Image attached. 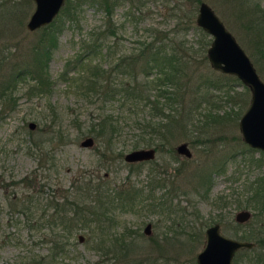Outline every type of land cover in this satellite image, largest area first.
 I'll use <instances>...</instances> for the list:
<instances>
[{"label":"rangeland","instance_id":"374dc122","mask_svg":"<svg viewBox=\"0 0 264 264\" xmlns=\"http://www.w3.org/2000/svg\"><path fill=\"white\" fill-rule=\"evenodd\" d=\"M73 1L78 0L65 1L47 29L56 39L47 59L49 82L53 84L50 91L47 87L31 91L28 85L34 81L21 79L15 93L16 112L0 124V264H24L27 256L51 253L50 264H197L196 255L206 242L205 230L214 223L227 237L253 242L246 237L264 224V204L253 201L258 190L254 182L264 179V152L245 144L239 131L250 92L247 96L237 94L246 86L235 83V76L211 68L206 53L204 59L198 50L203 37L195 23L200 2H206L264 81V59L254 49V34L245 26L249 17L238 13L239 0H125L112 8V20L119 27V53L127 54L148 39L149 27L177 32L175 40L183 43L186 94L194 109L186 133L155 149L153 160L134 163L123 158L132 150L133 134L140 131L133 126L134 119L119 122L122 135L114 152L121 151V160L103 152L100 140L90 133L100 109L115 111V116L118 109L92 103L80 94L77 83H72L82 71L81 65L73 66L82 40L104 17L98 5L79 0L82 4L77 17L69 18ZM257 1L260 10L264 9V0H253V4ZM34 8V0H0V50L8 55L3 67L7 74L23 65L22 60L31 54L32 45H37L44 31L42 27L33 31L26 27ZM65 70H69L68 79H62ZM216 80V86L210 85ZM29 123L35 127L29 128ZM89 136L93 145L82 147L81 141ZM182 142L188 144L191 157L176 152ZM157 169L167 177L165 186L151 180V176L157 177ZM128 176L134 182L135 198L114 200L105 217L86 213L87 221L92 219L89 224L79 216L71 245L55 255L46 242L51 225L39 222L52 210L47 208L52 196H77L92 181L119 189ZM25 177L32 181L23 182ZM201 179L205 182L199 186ZM31 196L38 200L22 210L23 202ZM241 210L251 214L243 223L235 221ZM148 223L151 234L146 235ZM236 261L247 264L248 256L238 251L232 264Z\"/></svg>","mask_w":264,"mask_h":264},{"label":"trees","instance_id":"16d2710c","mask_svg":"<svg viewBox=\"0 0 264 264\" xmlns=\"http://www.w3.org/2000/svg\"><path fill=\"white\" fill-rule=\"evenodd\" d=\"M124 1L89 0L91 4L98 5L104 10V17L99 26L93 28L83 38L73 65L75 67L82 66L79 68L82 70L80 71L81 75L71 79L72 83H77L78 91L84 98L89 99L92 103L97 102L104 108L110 104L113 108L118 109L116 116L115 111L106 113L104 109H100L101 112L93 118L90 128V133L97 141L100 140L101 150H105L103 152L107 154L112 153L113 160H121L123 156L121 151L114 152L116 150L115 143L122 135L123 126L119 122L123 118L134 119L133 126L140 130L132 136L130 141L132 149L153 147L159 150L177 139L179 135L186 133L194 112L191 100L186 94L188 87L183 78L186 75L185 62H183L184 56L181 55L183 43L180 44L175 40L177 32H165L149 27L146 29L148 39L141 41L138 47L132 48L127 54L118 52L116 37L119 27L112 20V8ZM81 4L82 2L79 0L71 2L73 12L69 18L77 17L78 7ZM259 12H261L260 17L258 16ZM238 13L242 17H249L245 26L249 32L254 34L255 47L252 45V48L254 47L264 59V9L260 10L258 1L253 4V0H239ZM48 26L51 24L41 28L44 31L40 35L37 45H32L31 54L27 57L28 59L22 60V66L14 67L16 72L15 69L9 74L3 72L8 55L4 53V50H0V124L7 116L16 112L18 104L15 93L21 79L34 81L33 83L28 82L32 84L28 85V88L35 92L37 89L45 90V87L49 88V92L53 85L49 82L47 59L50 50L56 46V39L54 35H51L52 31L47 30ZM198 29L203 37L198 50L201 51L205 59L204 54L211 39L200 27ZM68 71L65 70L61 74L62 79H68ZM232 79L242 86L236 77ZM210 83V85L216 86L217 80L210 81ZM244 88V91L237 94L247 96L248 88ZM225 115H229V113ZM225 115L212 117L223 118L226 117ZM25 130L24 127L23 131L25 132ZM156 172L158 173L157 177L151 176V180L155 184L165 186L167 177L165 174L161 176L162 173L158 172V169ZM155 178L158 180L156 181ZM29 179L31 178L25 177L22 181L26 182ZM263 181L264 179L254 182L258 187L256 198L253 199L256 205L264 204ZM130 182L128 176L127 181L119 189H107L105 185L99 182L93 184L92 181V183L86 184L87 186H81L82 192L77 196L53 195L47 205V208L52 210L39 218V222H47L51 225L46 234L48 235L46 242L50 245V250H54L55 255L67 250V246L71 245L70 238L73 236V228L79 221V216H82L85 221L90 219L85 217L86 213L105 217L106 212L115 204L114 200H125L126 198L128 201H132L137 194L132 186L134 182ZM200 182L199 186L203 185L205 181L202 182L201 179ZM39 192H42V189ZM36 200L38 198L34 200L33 196L27 197L23 202L22 210H28L32 202L34 203ZM68 206H72L73 209ZM72 212L73 214H71ZM58 226H60L59 229ZM246 238L253 240L254 243L250 249L239 250L248 256L247 264H264V224L256 230L253 229ZM107 249L110 250L109 247ZM258 249L261 250L257 253ZM26 259L28 260L24 264H50L53 260L52 253L39 257L27 256Z\"/></svg>","mask_w":264,"mask_h":264},{"label":"water","instance_id":"95a60500","mask_svg":"<svg viewBox=\"0 0 264 264\" xmlns=\"http://www.w3.org/2000/svg\"><path fill=\"white\" fill-rule=\"evenodd\" d=\"M66 0H34L35 8L26 27L29 31L50 24L60 12ZM195 23L211 37L206 55L211 68L224 74L235 76L250 92L248 108L239 119L238 126L241 138L250 148L264 152V81L258 75L251 59L226 28L222 20L206 2H200ZM34 123H29L33 129ZM93 137H86L80 143L82 147L93 145ZM176 152L191 157L186 142L178 144ZM153 147L132 149L124 155L127 163L144 162L155 158ZM248 210L236 213L235 221L243 223L250 217ZM151 224L144 228L150 234ZM205 246L196 255L197 264H232L235 254L242 248L250 249L253 242L230 238L221 233L220 225L214 223L205 230ZM82 240V236L79 237Z\"/></svg>","mask_w":264,"mask_h":264},{"label":"flooded vegetation","instance_id":"af4514ba","mask_svg":"<svg viewBox=\"0 0 264 264\" xmlns=\"http://www.w3.org/2000/svg\"><path fill=\"white\" fill-rule=\"evenodd\" d=\"M150 234H151V230H150ZM147 235V234H146ZM149 235V234H148Z\"/></svg>","mask_w":264,"mask_h":264}]
</instances>
